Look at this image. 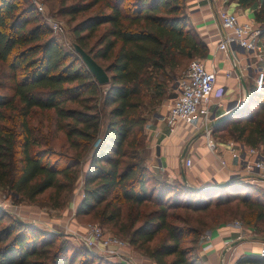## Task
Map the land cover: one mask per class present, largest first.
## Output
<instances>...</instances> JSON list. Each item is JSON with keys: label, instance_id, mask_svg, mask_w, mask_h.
<instances>
[{"label": "trees", "instance_id": "1", "mask_svg": "<svg viewBox=\"0 0 264 264\" xmlns=\"http://www.w3.org/2000/svg\"><path fill=\"white\" fill-rule=\"evenodd\" d=\"M235 1L244 8L258 5L255 20L264 41V0ZM187 5V0L70 5L62 0L59 13L72 19L97 7L73 26L71 40L107 71L111 81L101 85L72 44L64 48L52 35L35 5L0 0V188L29 201L51 191L48 202L60 209L82 175L77 216L118 228L156 264H203L201 236L229 216L253 226L264 240V193L247 190L239 197L240 184L197 190L167 182L146 165L149 118L169 98L177 70L208 53ZM35 109L54 112L49 135L31 122ZM214 129L246 146L264 147V85L260 92L253 87L247 105ZM58 132L64 151L54 149ZM149 204L154 208L143 214ZM158 234L162 240L152 245ZM0 264L110 262L0 208ZM237 264H264V258L244 255Z\"/></svg>", "mask_w": 264, "mask_h": 264}, {"label": "crops", "instance_id": "2", "mask_svg": "<svg viewBox=\"0 0 264 264\" xmlns=\"http://www.w3.org/2000/svg\"><path fill=\"white\" fill-rule=\"evenodd\" d=\"M187 2L191 24L208 46L207 55L201 59L209 70L218 71L215 89L210 95L209 102L213 119L212 131L210 135L198 131L195 125H200L201 117L197 116L191 123H179L176 130L170 133L166 124L159 119L160 114H155L153 118H149L145 126L148 136L145 146L146 165L154 175L167 182L184 183L192 187L213 184L214 180L226 181L234 175L247 180V174L241 169L240 161L231 158L228 152L230 143H235L236 146L243 144L233 138H225L223 131L214 129L220 124L214 126L213 122L227 112L230 103L246 101L254 87V73L244 69V65L248 59L255 64L254 55L246 54L243 50H232L229 53L218 50L220 33L213 10L208 6L210 0ZM257 7L258 5L244 8L235 0H229L226 4V8L236 12L242 22L257 23L254 13ZM227 72L232 73L227 76ZM210 141L214 143L213 150L208 146ZM223 156L229 160L228 167H221ZM188 158H192L190 167L186 165ZM80 178L82 179V175ZM80 186L75 196H78ZM81 200L82 195L76 201L72 200L70 206L63 212L64 219L65 213H76ZM208 232L209 238H203L202 235L198 244V254L203 264H237L244 255L257 254L264 243L254 237L251 230L238 228L233 224H220ZM228 242H232L230 249H227ZM133 253L141 264H156L154 259L141 252Z\"/></svg>", "mask_w": 264, "mask_h": 264}, {"label": "built area", "instance_id": "3", "mask_svg": "<svg viewBox=\"0 0 264 264\" xmlns=\"http://www.w3.org/2000/svg\"><path fill=\"white\" fill-rule=\"evenodd\" d=\"M32 2L39 13H45V7L40 0H32ZM228 2L229 0H210L208 4L210 9L213 10L215 22L219 28L220 38L217 49L225 53L232 52V50H243L246 54H253L255 64L248 59L244 69L251 70L254 73V88L257 92H260L264 85V42L261 38L263 29L258 23L252 21L242 22L236 12L229 11L226 8ZM48 23L54 33H65L66 25L63 20L50 19ZM231 73L227 72V76H230ZM217 74L218 71L209 70L202 59L194 58L187 68L175 77L170 93H176V97L164 101L157 112L160 114L159 119L166 124L170 133L176 130L179 123H191L195 117L200 116V125H195V127L198 131H203L205 135L211 134L213 119L209 102L210 95L215 89ZM230 144L231 146L228 148L229 156L240 161L241 169L247 174V181L263 186L264 147ZM208 146L213 150L214 143L210 141ZM186 165L192 166V158L186 159ZM228 166L229 160L223 156L221 167ZM9 205L8 201L0 202V208L7 212H10ZM73 217H75V213ZM233 225L242 228L239 222H235ZM48 231L57 232L52 229H48ZM63 232L71 241L87 247L94 253L116 264H141L134 257L133 252L135 249L129 241L106 232L99 223L80 226L75 223V220H68L63 224ZM209 236V232L203 234V238H209ZM227 244V249H230L232 242ZM257 255L264 258V243Z\"/></svg>", "mask_w": 264, "mask_h": 264}, {"label": "rangeland", "instance_id": "4", "mask_svg": "<svg viewBox=\"0 0 264 264\" xmlns=\"http://www.w3.org/2000/svg\"><path fill=\"white\" fill-rule=\"evenodd\" d=\"M44 7H45V13L44 14H39L38 17L41 20H44L45 22H48V20L50 19H61L64 21L65 25H66V31L63 34H56L52 31V35H54L56 38H58L60 44L64 47V48H71V39L74 38V34L72 32L73 26L75 24H77L78 22H80L81 20H83L84 18H86L87 16H90L92 13H95L97 10V7L92 8L86 12H80L78 13L74 19H72L70 16H64L61 15L59 13V9L61 8V2L62 0H40ZM79 0H65L66 5H70L72 3H76ZM29 3H31L32 5L33 2L32 0H28ZM37 14V13H36ZM52 30V29H51ZM102 32V27L99 29V31L94 35V37L91 39L90 43H93L96 38L101 34ZM263 40V38H262ZM197 58V57H195ZM201 59V57H198ZM189 61H186L185 64L177 70L176 74H181V72L183 70H185L189 64ZM250 110V108H249ZM54 112L53 111H41L38 109L33 110V114L31 116V122L35 125H43L44 129H42L43 134L45 135H49L51 132H53L54 129ZM196 119V118H195ZM54 129V130H53ZM227 136V135H225ZM229 137V136H227ZM225 137V138H227ZM227 139H232V138H227ZM64 137L63 134L61 132H58L56 135V139L53 141L54 142V149L56 150H61L63 148V143H64ZM65 149H62L61 151H64ZM235 181L233 182V184H240V190L241 192H239V197L243 196L247 190H252V191H260L261 193H264V182H263V186H259L256 184H252L249 183L245 178H235ZM81 181H83V176L82 179L79 178V180L76 182L74 189L72 191V193L70 194V196L68 197L66 204L63 206V208H53L50 206L49 202H48V198L50 195L51 191H47L46 193L39 195V197L35 200V201H29L25 198L19 197V196H14L12 194V192L10 190L7 189H2L0 188V202L2 201H8L9 202V207H10V212H7L8 216H12V217H17L20 218L21 220L28 222L34 226H37L39 228H43V229H52L54 231H57L60 234L64 235V238L68 239V237L64 234L63 232V224L65 222H67L68 220H75V223L77 225L80 226H84L86 224L89 223H94V224H100V221L92 216H77V213H75V217H73V214L71 213H65V219L63 218V212L64 210L70 206V203L76 201L78 199V197H80L83 194V189H82V185ZM81 185V186H80ZM81 187V189L79 190V194L76 195L77 192V188ZM246 190V191H245ZM254 196L256 195L255 193L253 194ZM238 197V196H237ZM216 200L214 199L213 202H215ZM236 202H232L229 203L227 206L232 207ZM72 205V204H71ZM214 206V204L212 203V207ZM227 206H224L222 208H219L221 210H224L225 208H227ZM154 206L152 204L149 205H144L141 208V211L143 214H145V212H148L149 210L153 209ZM239 208L240 210H244L245 206L240 203L239 204ZM214 210V209H212ZM231 210V209H230ZM126 213L128 212V209H125ZM177 212L179 213H184V211H180L178 210ZM214 213V212H213ZM8 219V218H6ZM228 222L226 224H234L235 222H239L242 225V228H246L247 230H251L252 231V235L254 237H256L258 240L260 241H264L262 239L261 236L262 233L255 231L253 226H248L246 225L243 220H241L238 217H232L229 216V218H227ZM139 224V223H138ZM103 227V229L106 232L112 233L114 235L120 236L123 239H126L127 241H130L129 237L122 233L118 228L114 227L113 225H101ZM163 238V234H158L155 238V241L152 243V245L157 244L159 241H161ZM69 240V239H68ZM71 243L74 244V246H80L78 244H76L75 242L71 241ZM132 247L135 249L136 252H142L143 251L141 249L138 248L137 245L132 244ZM104 258V257H103ZM104 261L106 262H110V264H115V262H112L110 260H107L106 258H104Z\"/></svg>", "mask_w": 264, "mask_h": 264}, {"label": "water", "instance_id": "5", "mask_svg": "<svg viewBox=\"0 0 264 264\" xmlns=\"http://www.w3.org/2000/svg\"><path fill=\"white\" fill-rule=\"evenodd\" d=\"M71 44H72L73 48L75 49V51L82 57L83 61L85 62L87 67L90 69V71L94 74V76L97 79V81L99 82V84H101V85L109 84L111 79H110L107 71L104 69V67H102L92 57V55L89 54L85 49H83L78 43L71 40ZM175 97H176V93H170V95H169L170 99L175 98ZM248 101H249V94L246 98V101H244L242 103H239V102L230 103L228 105L227 112L225 114H223L222 116H220L219 118L215 119L213 122V125L215 126V125H218V124L225 122L231 115L238 113L242 108H244V106L247 105ZM235 178H237V177L234 175V176H231L226 181L218 182V181L214 180L213 184H209V185H205V186H201V187H192V186L191 187L193 189H197V190L219 189V188L226 187V186L233 184V182L235 181L234 180ZM252 256L260 257L257 254H254ZM260 258H262V257H260Z\"/></svg>", "mask_w": 264, "mask_h": 264}]
</instances>
